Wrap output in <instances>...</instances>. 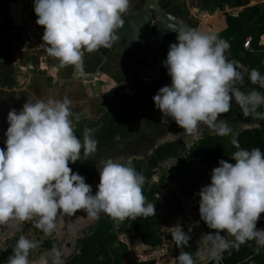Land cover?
I'll list each match as a JSON object with an SVG mask.
<instances>
[{"label":"clouds","instance_id":"9594fccd","mask_svg":"<svg viewBox=\"0 0 264 264\" xmlns=\"http://www.w3.org/2000/svg\"><path fill=\"white\" fill-rule=\"evenodd\" d=\"M131 2L34 0L36 24L44 28L40 48L61 67L79 65L84 51L112 47L119 39L117 30ZM173 28L176 42L169 45L162 61L171 83L152 98L162 123L167 124L170 117L189 135L204 124L216 135L229 136L232 128L219 117L231 110L233 101L244 117L264 119V111H259L264 108V93L242 91L238 86L247 70L228 59L229 42L214 31L184 25ZM248 78L264 88V75L258 69L248 72ZM73 107L67 96L36 97L20 111L8 112L5 147L0 148V225L33 221L35 228L51 235L58 215L73 216L78 210L92 219L104 213L118 221L155 215L154 203L143 192L147 178L131 161H101L94 194L85 178L69 167L82 157L88 159L98 147L93 129L85 128L82 140L76 135ZM231 143L238 149L231 155L234 163L221 159L211 171L210 183L198 192L200 218L215 230L201 236L202 251L213 264L249 241H255L257 253L264 248V229L256 227L264 213V151L241 148L235 136ZM170 233L181 249L191 239L179 223ZM37 247V241L21 235L7 264H30V251ZM50 255L51 264H64L59 248L54 246ZM177 260L195 264L186 251H180Z\"/></svg>","mask_w":264,"mask_h":264},{"label":"crops","instance_id":"0c3cea01","mask_svg":"<svg viewBox=\"0 0 264 264\" xmlns=\"http://www.w3.org/2000/svg\"><path fill=\"white\" fill-rule=\"evenodd\" d=\"M144 1L132 0L128 12L141 8ZM234 2L235 0H159V5L164 11L185 21L191 27H194V21L199 20L198 29L214 31L218 34L210 21L222 12L237 16L247 6L264 4V0H247L248 4L246 6L237 7ZM165 4H167L166 7ZM1 5H4V3L0 2V16L3 13ZM9 19L10 24H7L6 28H3V23L0 22V139H4L3 136L8 127L7 114L10 110L20 111L25 102L34 100L36 97L45 100L49 97L57 99H62L65 96L69 97L74 105L72 119L76 135L82 140L84 129L91 128L94 130V138L98 140L97 151L92 156L85 160L82 157V161L70 163L69 167L87 180V184L91 185L94 194L100 179L98 169L101 167V161L107 158L120 161V158L117 155H111L109 150L113 142L117 140L116 137L121 138V135L120 133L110 135V131L106 128L110 121L117 119V110H119V113L124 114L125 119L129 115L128 102L116 104L123 94V92L120 93L122 76L124 73L128 75L133 69L135 70L137 66L135 63L138 64V60L144 55L137 57L128 48H124L119 53L110 49L105 50L103 54L106 56V61L101 67L97 68L100 61L102 62L101 55L98 56L95 52L84 51V72L91 74L100 71L101 73L92 81L74 78L72 65L59 66L55 58L48 56L45 50L37 48V41L31 40L30 32L26 27H15L12 25L10 7ZM260 44L264 45V39L260 41ZM4 50L7 53L10 52V58L6 59L2 56V51ZM128 59L134 63V67L129 70H127ZM54 68L55 71L53 70ZM99 68L102 69L99 70ZM144 84L149 83L145 82ZM132 102L133 100L130 101V103ZM125 107L128 109H125ZM4 147V142H1L0 148ZM80 212L84 213L83 210H78L73 216L58 215L56 229L51 235H45L41 230L36 229L44 238L50 239L51 243L54 245L63 243L61 249L62 246L66 249L69 243L77 242L82 237L84 231L81 232L80 237L75 233L77 224H80V226L85 224L84 227H89L95 223L93 221L86 224L85 222L92 218L87 213L85 216L80 215ZM28 224L34 226L33 221H26L23 224L11 221L8 224L0 225V248L7 240L19 238L23 235L19 232V229ZM129 235H132L130 237L136 242L135 239L137 238L133 233H120L118 235V239L128 247V253L122 260V264H133L141 260H154L157 264L153 258L136 259L137 254L131 251L130 243H134ZM124 237L130 238L129 243L124 240ZM138 241L140 244L136 248L141 245V248L145 250L146 248L155 249L158 247L146 246L139 239ZM77 253L78 249L75 246L74 252L66 256V262ZM40 256L42 255L40 254ZM41 260L43 262L44 257H40L38 261ZM36 262L37 260L34 263Z\"/></svg>","mask_w":264,"mask_h":264},{"label":"rangeland","instance_id":"374dc122","mask_svg":"<svg viewBox=\"0 0 264 264\" xmlns=\"http://www.w3.org/2000/svg\"><path fill=\"white\" fill-rule=\"evenodd\" d=\"M9 2L1 5L3 13L0 16L2 27L6 28L10 24L9 19ZM30 7L32 9L30 16L36 24L37 16L34 13V0H30ZM180 8V7H179ZM177 10V9H176ZM199 20L194 21L195 28L198 27ZM37 25V24H36ZM44 30L43 26L37 25ZM135 65H138L135 63ZM134 63L128 59L127 70L132 69ZM171 83V77L165 69V75L158 85L139 84L135 82V86L130 88L134 93L133 103H130L128 96L126 102L130 105V110L126 119L123 113L116 111V118L110 121L107 130L110 135L119 134L121 138L113 142L110 148L111 155H117L120 162L137 161L143 162L151 155L153 150L166 142H177L182 146L189 147L196 140L206 136L215 135L206 125L201 124L196 134L189 135L180 128L174 120L168 118V123H162V114L154 105L153 96L157 93L159 88ZM260 111V110H259ZM220 120H224L232 128L233 132L229 136H223L227 143H231L233 136H236L245 129H252L259 126V119H254L251 116L244 117L241 109L236 105L235 101L232 103V108L228 113L221 114ZM115 122V123H113ZM124 128V129H122ZM121 131V132H120ZM125 159V160H124ZM131 159V160H130ZM178 158H168L148 172L150 177L146 180L144 185V195L149 198V201L155 204V210L159 217L155 222V228L163 238V244L157 248H136L138 246V239H134L129 235L134 244L130 243L131 251L137 254L136 259L153 258L157 264H179L177 257L180 251H186L192 254L195 264H202L207 261L206 253L202 251L201 236L204 234L203 221L199 214V195L198 192L201 187L210 183L211 171L214 168L206 159H198L188 162L185 165L177 164ZM156 177L154 181L152 178ZM87 183V180L85 179ZM154 193V196L151 194ZM157 196H162V203L157 202ZM80 215L85 216L86 212H80ZM262 220V215L260 219ZM82 221V220H80ZM95 222L96 219H88L87 222ZM81 223V222H80ZM179 223L183 230L187 232L191 239L188 245L183 249L178 248L172 241L171 231L172 226ZM80 224L76 225V232L81 236V232L85 231L87 227ZM19 232L38 242V247L31 250L29 254L30 264H44V261H38L40 257L47 258L48 264H51V249L55 246L63 252L62 259L66 263L69 254L74 252L76 241L69 243L64 249L57 243L54 245L50 239L44 238L41 233L33 226L26 225L20 227ZM223 234V233H222ZM129 237L124 240L129 243ZM48 240V241H45ZM143 250V251H142ZM40 254L42 256H40ZM131 259V258H130ZM37 260L36 263H34ZM133 260H135L133 258ZM41 262V263H40Z\"/></svg>","mask_w":264,"mask_h":264},{"label":"trees","instance_id":"16d2710c","mask_svg":"<svg viewBox=\"0 0 264 264\" xmlns=\"http://www.w3.org/2000/svg\"><path fill=\"white\" fill-rule=\"evenodd\" d=\"M10 1L15 0H0L3 3ZM234 3L237 7L248 4L247 0H235ZM166 6L167 4H165ZM210 23L217 30L219 37L229 42L230 48L226 54L228 59L237 63L241 70H247L244 71L243 84L238 85L241 90L251 91L255 89L264 93V88H261L258 83L253 84L248 78V72L253 68L258 69L261 75H264V45L260 44V41L264 39V4L247 6L237 16L222 12ZM247 40H249V47L245 48L243 44ZM2 56L7 59L11 55L10 52L7 53L4 50ZM128 108L125 107V109ZM236 139L241 148L247 150L260 148L264 151V123L262 119H259L258 127L241 131ZM237 150L232 143H227L223 136L206 135L196 140L189 147L182 146L177 142H166L157 146L145 162L137 160L132 161V164L138 172L148 179L150 177L148 172H151L160 162L168 158H178L177 164L180 166L193 160L206 159L213 167H218L221 159L234 163L231 155ZM154 193L151 195L154 196ZM147 201L150 202L149 198ZM261 215L263 219L258 220L257 229H264V213ZM158 217L156 210L154 216L135 219L129 217L123 221L115 220L107 214L101 213L95 223L89 226L76 242L78 253L71 256L66 264H122V260L128 253V247L118 239L120 233H133L146 246L161 245L162 237L155 228ZM203 229L204 233L215 231L209 229L204 222ZM17 239L7 240L1 246L0 264H7ZM256 247L255 241H249L238 249L225 252L219 264H264V248H260L257 253ZM133 264L156 263L154 260H141ZM202 264H213V262L207 259Z\"/></svg>","mask_w":264,"mask_h":264},{"label":"water","instance_id":"95a60500","mask_svg":"<svg viewBox=\"0 0 264 264\" xmlns=\"http://www.w3.org/2000/svg\"><path fill=\"white\" fill-rule=\"evenodd\" d=\"M29 0H16L9 3L12 25L15 27H26L30 32V38L32 41H37L36 46L40 48V45L44 43L42 41L43 30L39 29L35 24L33 19L30 17L29 13L31 8L29 6ZM124 24L121 28L117 30V35L119 39L112 46L117 51H122L124 47L129 48L133 54L137 57H141L146 54L150 45L159 49V43H161L164 37L168 34L176 35L174 26L184 25L189 26L185 21L177 18L169 12L162 10L159 5V0H145L141 8L128 12V14L122 17ZM152 25L154 31L149 32L146 29L147 25ZM123 40V42L121 41ZM85 53L82 54V60L79 65L73 66V77L79 78L87 81H92L95 77L100 75V71L95 73L87 74L83 70V60ZM102 62L99 65L101 67L106 61V56L101 54ZM162 63L157 65L160 68ZM148 69V68H147ZM142 73V70L135 69L128 73L127 83L131 81L132 75L135 73ZM159 69L156 72L155 78L160 76ZM125 84H121L124 86ZM120 93H122L120 91ZM260 111H264V108H261ZM264 123V119H262ZM2 133V131H1ZM4 135V134H3ZM4 139H0V143L6 140V136H3Z\"/></svg>","mask_w":264,"mask_h":264},{"label":"flooded vegetation","instance_id":"af4514ba","mask_svg":"<svg viewBox=\"0 0 264 264\" xmlns=\"http://www.w3.org/2000/svg\"><path fill=\"white\" fill-rule=\"evenodd\" d=\"M146 29L149 32H153L154 31V29H153V27H152L151 24L150 25H147L146 26ZM121 41L123 42V40H121ZM174 42H176V35L168 34V35H166L164 37L163 41L161 43H159V45H158L159 46V49L158 50L153 45H150L149 46L146 54L142 58H140L138 60V64H139L138 67L136 66V68H135V69L142 70V73L141 74L138 73V72L135 73V75L132 76V79H131V81L129 83H127V74L126 73L123 74L122 80L120 82V84H125L124 86H121V92H123V94L120 97V100H118L116 104H118V103H125L126 100H127V98H128V96H131L130 97V101L133 100L134 93H132L130 91V88H132L133 86H135V82H137L139 84H143V85H144L145 82H147L149 84H154V85H158L161 82V79L165 75V69L166 68L164 66H161L160 68H158L157 65L159 63H162V61H164L166 59V55H167V51L169 49V45L171 43H174ZM124 48H127V47H124ZM109 49L111 51H114V52H118V53L121 52V51H117L113 47H101L100 49H98L97 51H95V53L98 56H100L101 54H103V51L109 50ZM101 60H102V58H101ZM100 64H101V61H100ZM99 65L97 66V68L99 67ZM102 68H99V70L102 69ZM83 69H84V60H83ZM158 69H159V71H160L161 74H160V76L158 78H155L156 72H157ZM135 76H137V77L136 78H133Z\"/></svg>","mask_w":264,"mask_h":264},{"label":"built area","instance_id":"2783aa9c","mask_svg":"<svg viewBox=\"0 0 264 264\" xmlns=\"http://www.w3.org/2000/svg\"><path fill=\"white\" fill-rule=\"evenodd\" d=\"M243 46H244L245 48H248V47H249V40H247V41L243 44ZM162 201H163V197H162V196H157V202L160 204V203H162Z\"/></svg>","mask_w":264,"mask_h":264}]
</instances>
